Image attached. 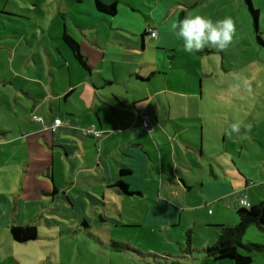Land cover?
I'll return each mask as SVG.
<instances>
[{"label":"crops","instance_id":"0c3cea01","mask_svg":"<svg viewBox=\"0 0 264 264\" xmlns=\"http://www.w3.org/2000/svg\"><path fill=\"white\" fill-rule=\"evenodd\" d=\"M43 1L41 10L39 0H0V264H22L26 252L10 261L3 254L19 245L38 247L57 227L75 229L86 244L117 256L120 247H135L132 241L120 242L117 232L144 225L152 233L165 232L167 239L183 237L187 245L192 227L212 229L202 240L195 235L203 248L188 247L183 263L173 257L165 263L205 264L204 248L216 243L220 226L237 224L240 195L253 206L264 202V191L248 187L244 175L242 183L228 163H217L220 172L211 160L203 164V126L174 114L182 106L171 97L186 100L189 110L194 95L185 83L180 86L182 79L169 80L178 51L177 39L163 26L167 0L161 6L157 1L156 9L143 3L147 13L136 23L130 13L135 6L125 0H99L114 4L113 14L97 10L95 0H56L55 7L53 0ZM200 1L173 5L168 0V5L171 11L183 7L188 15ZM11 5L16 10L7 8ZM59 15L62 21H57ZM150 29L156 31L155 39L149 37ZM64 34L77 44L88 69L77 62ZM202 51L197 55L212 52L208 47ZM140 113L150 117L149 132L142 129ZM33 116L41 117L44 126L59 119L61 126L45 130ZM89 128L102 136L81 133ZM208 142L209 147L214 139ZM208 168L214 180L202 181L200 191L209 195L206 200L193 197L196 172ZM119 181L133 194L121 192ZM151 188L156 197L149 196ZM133 200L145 206L144 225L119 209ZM21 226H34L36 238L15 240L11 229ZM199 253L200 263L194 257ZM127 258L136 264L134 256Z\"/></svg>","mask_w":264,"mask_h":264},{"label":"rangeland","instance_id":"374dc122","mask_svg":"<svg viewBox=\"0 0 264 264\" xmlns=\"http://www.w3.org/2000/svg\"><path fill=\"white\" fill-rule=\"evenodd\" d=\"M39 1L42 10V5L46 1ZM125 1L135 6L134 9L130 10V13L135 17V23L136 18L138 20L144 19V14L147 13L145 7L156 9L157 1L160 2V6L163 3V0ZM169 1L176 5L186 0ZM250 1L259 12L257 31H255L253 19L247 6L240 0H201L189 8L188 14L198 13L213 20L231 17L233 20L235 35L232 42L224 49L208 47L212 50L208 54L186 53L175 32L170 29L169 25L173 19L180 21L186 16L187 12L183 7H175L172 12L167 0V14L163 13L165 18L163 26L167 29L165 32L170 37L177 39L178 57L173 59L174 68L169 70L172 72L171 75L169 73V80L180 81L182 79L183 82L180 83V86L183 87L185 83L194 95V98L189 100L191 102L189 110L184 104L186 100L171 97L174 103H179L182 106V110L174 109V114L180 116L185 114L183 117L188 118L189 123L198 128L200 125L203 126L205 139L203 146L206 157L203 164L208 163L207 160H211L214 168H216L217 163H228L226 165L232 166L230 169H233L240 176L242 183L247 177L248 187L251 189L258 187L264 191V0ZM143 3H145V7ZM53 4L55 7L56 0H53ZM183 6L185 7V5ZM7 8L16 10L13 5ZM134 10L136 11L134 12ZM19 13L21 14L18 16L26 19L31 16L29 13ZM50 16L46 17L48 21L53 19V16ZM37 18L42 17L38 15ZM31 20H33L32 17ZM57 21H62L60 15L57 17ZM163 79V77H159L161 88H163L161 82ZM163 96L165 98L166 95ZM175 119L182 122L179 118ZM233 125H238V132L232 131ZM197 135L199 136L198 133ZM209 138H213L214 142L208 147ZM210 171L208 168L207 170L204 169V172H196L195 176H198L199 180L195 182L197 186L192 192L193 197L200 195L203 200H206L204 197L209 194L200 191V184H203L202 181L205 185L207 181L214 180ZM215 171L220 172L218 167ZM243 175L245 177H241ZM149 185L153 184L149 183ZM149 190V196L156 197L157 191L152 188ZM130 203L131 205H120L119 209L125 211L124 215L134 218V222L144 225L143 219L146 213L143 202L133 200ZM217 204L223 203L219 201ZM208 209L212 210L213 206L208 207ZM216 213H219L218 209H216ZM73 220L76 221V218L73 217ZM149 227L144 225V228L137 226L130 227L126 231L119 230L117 232L118 240L120 242L132 241L133 247H135L132 250L120 247L117 249V256L108 255L99 250L95 244L94 246L86 244L89 242H84L80 234L74 233L75 229L65 232L64 227H57L53 233L50 232L51 238L47 237L38 241L40 242L38 247H35V244L26 247L19 245L13 248V252L5 253L3 256L7 258V261H10L11 258H15L16 254L26 252L21 254L22 264H56V262L58 264H131L126 261L127 257L131 256L135 257L136 264H165L170 260V257H173L172 261L174 262L183 263L188 247L195 248V250L203 248L201 243H195V235L201 239L204 238L203 236L212 233V229L196 225L192 227L194 233L191 235V238L193 236L192 243L187 245L183 243V237L178 239L175 235L174 238L167 239L165 232L154 229L155 232L152 233ZM59 232H62L61 236L64 235L61 239H59ZM180 232L182 236L183 229ZM113 236H116V233ZM241 242L243 244L264 245V230L261 231L254 225L249 226ZM53 246L55 250H53ZM238 250L241 254L251 256L252 262L250 264H264V253L248 252L243 248ZM8 255L10 257H7ZM174 256L178 258L174 259ZM194 257L200 263L201 254H195ZM207 258L201 261L205 264H232L231 260L228 259L213 260L208 258L210 260H207Z\"/></svg>","mask_w":264,"mask_h":264},{"label":"trees","instance_id":"16d2710c","mask_svg":"<svg viewBox=\"0 0 264 264\" xmlns=\"http://www.w3.org/2000/svg\"><path fill=\"white\" fill-rule=\"evenodd\" d=\"M247 9L253 19V26L257 31V22L259 13L253 6L250 0H243ZM95 6L97 10L106 11L109 14L115 12V5H104L99 0H95ZM259 40V39H258ZM63 41L72 50L77 62L85 69H88L85 59L79 52L77 44L68 35H63ZM203 51L196 54H201ZM208 53V51H204ZM82 133V132H81ZM83 134V133H82ZM84 135V134H83ZM126 172V171H121ZM121 173V174H122ZM118 186L121 192L125 194H133L129 192L128 186L119 181ZM238 217L237 224L235 226H220L218 240L214 245H211L205 249V254L214 260L228 259L233 264H250L252 258L249 254H241L238 249L243 248L248 252L254 251L264 253V245L259 244H243L241 242L243 235L245 234L249 226H256L259 230H264V202H260L257 205L250 206L248 208L239 207L236 211ZM13 238L17 241L23 242L27 240H33L36 238V228L34 226L24 227H12L11 229Z\"/></svg>","mask_w":264,"mask_h":264},{"label":"clouds","instance_id":"9594fccd","mask_svg":"<svg viewBox=\"0 0 264 264\" xmlns=\"http://www.w3.org/2000/svg\"><path fill=\"white\" fill-rule=\"evenodd\" d=\"M169 27L188 54L198 53L206 47L224 49L235 35L231 17L213 20L198 13H190L180 21L173 19ZM232 131L238 132V125H233Z\"/></svg>","mask_w":264,"mask_h":264},{"label":"built area","instance_id":"2783aa9c","mask_svg":"<svg viewBox=\"0 0 264 264\" xmlns=\"http://www.w3.org/2000/svg\"><path fill=\"white\" fill-rule=\"evenodd\" d=\"M148 35L151 39H155L156 38V31L155 30H148ZM140 118H141V122H142V129L146 130V131H150V125H149V122H150V117L149 115L145 114V113H140ZM35 122L41 124L44 126V121L41 117H37V116H33L32 118ZM61 126V122L59 119H55L53 121V123L49 126H44V129L45 130H49L51 132H55L57 130L58 127ZM84 135H89V136H92L94 138H97L99 139L101 136H102V133L101 132H97V131H94L92 128H89V129H84L81 131ZM238 206L239 207H243V208H248L250 205L249 203L247 202L246 200V196L241 194L240 195V198H239V201H238Z\"/></svg>","mask_w":264,"mask_h":264}]
</instances>
